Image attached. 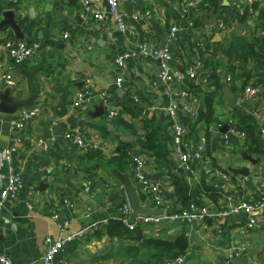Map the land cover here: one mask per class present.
Segmentation results:
<instances>
[{
    "label": "crops",
    "instance_id": "crops-1",
    "mask_svg": "<svg viewBox=\"0 0 264 264\" xmlns=\"http://www.w3.org/2000/svg\"><path fill=\"white\" fill-rule=\"evenodd\" d=\"M90 1L104 8L106 18L103 21H96L83 13L79 0H0V23L5 11H15L24 36L18 39L8 26L0 30V95L8 92L10 99L20 95L33 102L25 107L38 105L42 108L40 115L26 121L20 143H13L10 123L0 111V191L12 168L22 174L19 197L7 201L2 208L0 254L10 256L14 264H43L45 238L59 235L53 218L55 212L70 220V232L89 227L94 222L103 225L112 218H120L122 204L127 199L123 196V186L108 170L111 167L120 170L110 160L118 155L120 147H130L132 156L140 154L143 157L146 175L163 185L164 194H169L165 196L166 200L175 209L188 208L183 201H197L211 207V217L196 225L141 224L136 231L123 237H111L104 228L100 236L95 234L69 245L51 264H161L166 257L174 255L155 245H142L144 242L139 237L172 240L182 233L187 235V250L192 252L189 260L197 259V264H235L236 259L242 258L247 260L244 264H264V209L256 214L259 224L256 229L247 227L245 214L233 215L227 223L221 217L226 203L253 199L264 181V153L257 156L247 152L246 140L228 133L230 127L238 130L244 124H252L259 129V138L264 144V88L257 98L235 107L225 99V86H229L238 98L241 89L237 81L240 79L233 78L237 87L226 81L227 74H231L229 61L220 47L232 34L221 35L215 28L225 19L232 26L234 35L245 33L251 37L250 32L254 31L257 20L255 16L260 11H255L242 25L240 20L239 24L228 14L232 12V0H223L215 8L210 5L208 9L209 5L205 4L193 10L190 18L196 19V34L194 38L186 35L187 39L184 38L189 44L188 41L180 43V47L173 51L181 58L186 52L188 58L193 43L206 40L210 45L211 55L207 57L210 74L194 87L198 102L194 99L193 107L199 114L195 122L186 104L179 99L176 100L177 112L175 116L171 115L170 96L166 85L159 80L158 59L134 56L121 68L115 64L117 55L137 50L147 42L159 49L165 38L168 43L170 26L184 24L178 0H121L127 21L134 29L133 35L118 31L104 0ZM31 6L34 8L32 17L29 16ZM128 8L133 9L131 17L126 11ZM260 9L264 10V5ZM59 10L65 15L64 19L58 17ZM77 14L83 18L80 23L74 19ZM150 16L162 27V35L151 27ZM66 32L68 38L64 37ZM6 37L38 41L41 50L38 55L15 64L3 48ZM5 73L12 74L15 85L9 86L2 80ZM213 74L219 77L223 88L222 96L216 97L215 121L207 123L201 118L204 112L202 101L209 93L217 91ZM118 77L123 78L121 86L117 84ZM81 82L86 86L80 93L89 92L93 97L90 102L77 106L80 94L77 93V84ZM102 92L110 95L111 104L104 106L103 115L97 116L94 113L101 103L94 98ZM108 110L116 111L117 116L109 117ZM227 120L231 122L230 126ZM223 121L226 124L220 127L218 124ZM148 122L159 130L161 153L166 157L164 165L153 152L142 147L141 140L147 133ZM174 123L187 128L186 138L192 145L204 135L208 138L210 160L197 165L195 175L177 169L171 133ZM224 127H228L226 133L222 132ZM68 130L82 133L89 145L79 148L66 140L64 133ZM215 138L218 141L214 149ZM40 141L54 143L45 151L37 147ZM12 146L15 150L11 162H8L5 151ZM243 153L257 159V164L246 161ZM242 165L250 166L248 176L231 171ZM129 170L128 167L126 171ZM171 173L183 180L189 196L184 199L177 196L170 180ZM147 196L142 195L144 199ZM197 247H200L199 253Z\"/></svg>",
    "mask_w": 264,
    "mask_h": 264
},
{
    "label": "built area",
    "instance_id": "built-area-1",
    "mask_svg": "<svg viewBox=\"0 0 264 264\" xmlns=\"http://www.w3.org/2000/svg\"><path fill=\"white\" fill-rule=\"evenodd\" d=\"M204 1L205 0H178L182 16L184 17V24H173L170 26L168 31V43L163 49L153 48L147 42L140 45L137 50L121 53L115 58V64L120 68L125 65L130 57L134 56H151L158 59L160 61L159 79L164 85H166V92L171 99L169 107L171 115L175 116L178 109L176 100L179 99L186 104L188 113L189 115L192 114L195 117L193 118L195 122L198 121L199 116L198 112L193 107L194 99L196 98L191 96L188 91L184 90V86L187 87V84L191 83L196 87L208 77V71L204 62V57L206 55L204 56L203 54L204 43L203 41H197L196 44L193 43L190 47L191 55L188 58H186V52H184L183 58L177 56L182 60L175 56L173 50L175 48H179L180 43L186 44L188 41L189 44V40H186V35L194 38L197 27L190 17L193 10L201 7L202 5L204 6L205 4H208V9H210V4ZM79 2L82 5V12L87 16L95 19L96 21H103L106 18L104 8H100L98 3H91L90 0H79ZM252 2L253 0H232L230 2L232 12L228 14L232 16L234 21L239 23V18L242 16L239 12L240 5L245 4L244 7H249V13H252L253 10L250 8ZM104 3L107 11L113 17L118 31L125 35H133L135 33L134 29L127 21V15L123 9L121 0H104ZM215 28L221 35L234 33L232 31V26L226 22L225 19H223L221 23H218ZM64 37L68 38L69 33L66 32ZM2 45L8 53V56L15 64H21L24 61L38 55L41 50V45L38 41L26 42L16 40L13 37H6L3 40ZM2 80L9 86L15 85V79L11 73L3 74ZM87 81H89L88 78ZM226 81L230 85L234 84L232 74H227ZM122 82L123 78L118 77L117 84L121 86ZM251 84L252 83L240 91L237 98V104H242L241 102H250L252 99L257 98L261 94L262 88L253 87ZM92 97L89 92L80 93L77 97L76 105H84L87 102H90ZM94 100L103 103L105 107L111 104L110 95L105 92L100 93V95H96ZM196 100L198 102V99ZM41 112V106L36 105L24 107L13 115V119L10 122V134L13 143H20L22 141L26 121L32 117L40 115ZM108 116L115 117L117 116V112L108 110ZM229 132L238 135L242 138V140L247 138L244 131L236 130L235 128L230 127L228 133ZM171 133L174 154L177 158L178 171L188 175H195L197 165L210 160L208 138L204 135L199 139L197 144L192 145L191 143H188L186 138L187 128L180 123H174L172 125ZM64 138L79 148H85L89 145L86 137L80 132L70 130L65 131ZM262 138L264 140V130L262 131ZM53 143L54 141L51 143H47V141H40L37 144V147L47 151ZM14 150L15 148L12 146L5 151V158L8 162H11ZM129 169L132 172V179L138 186L139 192L145 196L150 195L154 205L162 208L164 211V214L161 216L138 217L134 222H131L130 218L132 209L128 202H124L121 207L120 217L130 229L133 230L141 224L150 226L172 224L196 225L204 223L209 217H211V207L197 201L191 203L186 209H175L168 202V200H166L163 185L160 182L152 180L148 177V175H146L145 161L140 154L133 155ZM21 189L22 174L12 168L9 176L7 177L4 188L0 191V220L2 218V208L4 204L9 200H16L20 195ZM87 190H90V187H87ZM262 209H264V181L259 187L258 195L253 199H237L226 203L224 209L222 210L221 217L222 220H225V223H227L231 216L239 215L241 213L245 214L248 217L247 227L256 229L259 227L256 214L258 210ZM53 218L57 222L59 235L56 237L47 236L45 238L46 253L43 257V264H51L57 257L58 253L66 250L69 245L95 235L98 231L106 228L108 225V222L103 225L98 222H94L89 227L79 231L70 232V220L64 218L58 212L54 213ZM191 255L192 252L186 250L184 253L166 260L164 264H186ZM0 264H14V261L10 256L0 254Z\"/></svg>",
    "mask_w": 264,
    "mask_h": 264
},
{
    "label": "trees",
    "instance_id": "trees-1",
    "mask_svg": "<svg viewBox=\"0 0 264 264\" xmlns=\"http://www.w3.org/2000/svg\"><path fill=\"white\" fill-rule=\"evenodd\" d=\"M223 0H207V2L211 6L219 5ZM264 5V0H253L251 3V9L253 10L252 13H249V7H244L243 10H240V14L242 16L239 18L240 23L243 25L244 22L252 16L255 13V11H260L259 15L255 16L257 20H255V29L254 31L250 32L251 37H247L245 33L241 35H234L235 33H232V36L226 40V43L224 45H221L220 50L222 53L228 58L229 61V68L230 73L232 74L233 78L237 77L242 81V86L240 87L241 90H243L247 85H251L253 87H261L264 88V10L260 9ZM226 9H229V6H225ZM194 14V13H193ZM194 24L196 20L194 17L192 18ZM197 25V24H195ZM258 29L262 30V35H258ZM204 43V62L205 67L208 71L207 66H210V62L208 60V56L211 55L210 53V45L207 43V41L203 40ZM238 63V64H237ZM214 70V69H213ZM238 71H241L240 74H238ZM213 72V71H212ZM214 73V72H213ZM208 71V75H209ZM212 78L215 80V84L217 87V91L209 93L206 96V99H203L202 103L204 105V112L201 116L207 123L214 122V115H215V105L217 104L216 97L219 96V98L222 96V88L223 85L219 81V77L212 75ZM234 86L237 87V84L234 83ZM194 84L188 83L187 87L184 86V90L188 91V93L191 96L196 95L197 91L196 88H194ZM235 112V111H234ZM201 121V119H200ZM228 125H231V122L227 120ZM226 124V121L220 122L218 125L222 127ZM229 125V126H230ZM148 127L146 128V135L144 136V139L141 140V144L143 148H146L153 152L156 155V158L162 165L165 163V156L161 153L159 142V130L156 128V126L148 122ZM241 128L238 130L244 131L247 135L246 140V146L248 147L247 152L254 153L257 156H260L264 153V144L262 143V139H260L259 129L252 125V124H244V126H240ZM192 131V128H190ZM187 136V135H186ZM130 147H120L118 149V155L113 157L110 160L111 164H116L119 166L121 171H126L129 165L132 161V155L130 154ZM167 165V164H166ZM170 180L172 184L175 186V192L179 198L184 199L185 196H189L188 190L183 184V180L180 179V177H177L176 174L171 173L170 174ZM144 196V195H143ZM189 201H183L185 208L190 206L189 204L193 203ZM139 228L137 226L135 229H130L129 226L124 222V220L120 218H112L108 221V225L106 226L105 233L108 234L111 237H123L126 236L129 232L136 231ZM101 229L96 233V236H100L101 232L104 231ZM139 240L143 243L142 245L145 246H152L155 245L159 247L160 249H164L171 253L174 256L166 257L161 264H164L166 260L175 257L184 253L189 248V241L188 237L185 233H182L181 235L177 236L176 238L172 240H156V239H150L146 240L142 237H139ZM175 251V253H173ZM178 254V255H177Z\"/></svg>",
    "mask_w": 264,
    "mask_h": 264
},
{
    "label": "water",
    "instance_id": "water-1",
    "mask_svg": "<svg viewBox=\"0 0 264 264\" xmlns=\"http://www.w3.org/2000/svg\"><path fill=\"white\" fill-rule=\"evenodd\" d=\"M132 6V5H131ZM133 7V6H132ZM33 7L31 6L29 8V11L31 12L29 16H33ZM128 15L131 17L133 16V9H126ZM4 20L0 23V30L4 29L6 26L10 27L16 37L18 39H23V33L21 32V28L19 23L16 20V13L13 10H7L4 12ZM195 15H198L197 13ZM58 17L61 19L65 18V15L62 13V11H58ZM80 18L83 20L80 14H77L74 19L80 23ZM151 27L153 28L154 31H156L158 34L162 35L163 30L162 27L159 25L158 22L154 20L152 16L149 17ZM258 35H262V30L258 29ZM167 44V39L165 38L164 45L162 46V49L165 47ZM241 71H238V74H240ZM160 80V79H159ZM162 84V82H161ZM237 84L239 87L242 86V81L239 80L237 81ZM86 86V83L81 82L77 84V87L79 88L77 93H80L82 89H84ZM223 94L225 99L233 106H237V96L232 93L231 89L229 86H225L223 88ZM1 103H0V111L6 115L5 121L6 122H11L13 119V115L18 111V109L25 107V106H30L33 104L32 101L29 99H23L20 95L16 99H10L8 92L2 93L0 95ZM105 107L103 103H101L94 114L97 116H101L105 112ZM179 115V113H177ZM74 128V126L72 127ZM9 131H10V125H9ZM228 131V127H224L222 129L223 133H226ZM51 135L49 136V138ZM218 138L214 139L213 145L215 149V144L217 143ZM244 159L253 165L257 164V159L253 158L252 156L243 153ZM235 174H243L245 176H248L250 174V166L249 165H242L241 168H235L231 169ZM108 172L111 174V176L117 180L124 188V197L127 199L128 204L130 205L132 209V214L130 221L134 222L138 217H149V216H161L164 214V211L162 208L155 206L150 195L147 196L146 199H144L139 192L138 186L134 183L132 180V173L131 171H126V172H121L118 168L116 167H111ZM163 176V175H160ZM169 194L165 193V196H168ZM200 243V242H198ZM200 247H197V253H199ZM247 262L246 259H236L235 264H244ZM198 260L197 259H192L189 260L186 264H197Z\"/></svg>",
    "mask_w": 264,
    "mask_h": 264
},
{
    "label": "rangeland",
    "instance_id": "rangeland-1",
    "mask_svg": "<svg viewBox=\"0 0 264 264\" xmlns=\"http://www.w3.org/2000/svg\"><path fill=\"white\" fill-rule=\"evenodd\" d=\"M242 7L244 8V5H240V9H241ZM178 175H179V174H178Z\"/></svg>",
    "mask_w": 264,
    "mask_h": 264
}]
</instances>
